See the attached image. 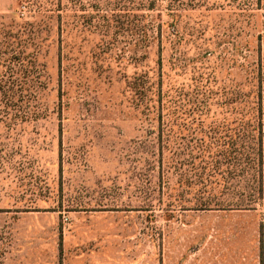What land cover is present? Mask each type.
<instances>
[{
    "label": "rangeland",
    "instance_id": "obj_1",
    "mask_svg": "<svg viewBox=\"0 0 264 264\" xmlns=\"http://www.w3.org/2000/svg\"><path fill=\"white\" fill-rule=\"evenodd\" d=\"M106 1L0 0V264H264V197L254 210H195L167 189L178 158L158 191L148 134L157 115L139 109L133 91L143 73L187 84L201 68L215 106L175 129L248 138L217 173L258 179L261 149L264 196V1L262 9L257 0ZM196 6L213 16L173 32L171 14ZM123 13L125 32L115 34ZM42 14L68 16L69 47L59 50L58 36L44 47ZM160 27L162 52L154 43L141 62L137 41ZM258 95L261 121L204 114ZM172 123L163 112L164 134Z\"/></svg>",
    "mask_w": 264,
    "mask_h": 264
},
{
    "label": "trees",
    "instance_id": "obj_2",
    "mask_svg": "<svg viewBox=\"0 0 264 264\" xmlns=\"http://www.w3.org/2000/svg\"><path fill=\"white\" fill-rule=\"evenodd\" d=\"M116 0H107L109 5ZM199 1V0H198ZM264 0H257V8L262 9V3ZM95 8L98 7L93 4ZM154 2L150 4V8L153 9ZM149 8V9H150ZM193 9V8H192ZM195 11L180 12L171 14L173 23V32H177L178 27L181 25L182 20L191 19L194 16H213V10H206L203 12L202 6H196ZM205 10V9H204ZM124 12V10H123ZM211 12V13H210ZM126 13V12H125ZM120 14L119 20H116L114 29L115 34L125 32V22L128 21L129 16L126 14ZM205 13V14H204ZM40 28L43 34L44 47L50 45V38H58L59 50L62 47L70 46V39H72L71 33L73 30L66 27L63 28L62 20L68 18V16L61 15H40ZM107 24L110 20L106 17L103 18ZM138 25V24H137ZM166 24H163V27ZM167 26V25H166ZM168 27V26H167ZM107 28H111L107 25ZM65 31V33H64ZM191 31V30H190ZM82 32V31H81ZM162 29L158 30L159 36L148 40L147 36L142 41H137L136 47L141 49L144 53V57H141V62L146 60V54L148 48L154 43H157L158 50L162 52L165 44L162 42L161 37ZM146 35V34H145ZM65 37V41L62 40ZM67 41V42H66ZM69 41V42H68ZM175 45L180 50L185 46L184 40L179 36L175 40ZM59 59L61 51H59ZM161 63L159 56L158 62ZM172 65V64H171ZM62 66L61 59L59 60V68ZM173 66V65H172ZM174 67V66H173ZM185 68V67H184ZM179 67V69H184ZM61 73L64 70H59ZM68 73V72H66ZM145 74V75H144ZM191 74L193 78L190 82L185 84L177 82L175 75L168 76L171 80L167 84L162 81L163 74L161 72V79L149 80L143 73L144 77L134 79L133 91L137 96L139 102V109H143L149 113L157 115L155 122L157 127L148 132L150 136H153V153L157 157V166L155 170L157 178L159 180L157 187L158 191L162 189V175L163 169L169 167L175 161L179 159V162L173 165V172L178 177L173 185H167L168 191L171 192L172 197H178V201H182L185 205H191L190 207L195 210H228L231 208H237L241 210H254L256 205L262 206L263 201V180L261 176L262 169V156L261 149L258 150V179L252 182H247L245 178L231 177V176H219L220 167H224L230 157H234L237 150L247 147L249 143L248 138L240 137L237 135L223 136L221 133H216L218 137H215V131L211 133L180 129L176 127V120L190 117L192 115L200 114L201 109L207 106H215V98L213 99L211 87H209L208 79L205 78V74L201 68H192ZM173 78V79H172ZM210 95V96H209ZM218 101V100H217ZM258 102L252 101L250 104L240 102L239 100H230L226 105L233 107L234 110H222L220 112H204L206 116H222L227 119L246 120L256 119L261 121L263 117L262 101L258 95ZM165 113L173 123L169 132L164 134L162 128V113ZM259 145L262 146L263 138L258 136ZM173 146H177L176 152L173 153ZM222 158V160H219ZM185 167L187 170H185ZM251 180V179H250ZM247 183H251L248 185ZM254 188V189H252ZM239 189H248L249 192H241Z\"/></svg>",
    "mask_w": 264,
    "mask_h": 264
}]
</instances>
